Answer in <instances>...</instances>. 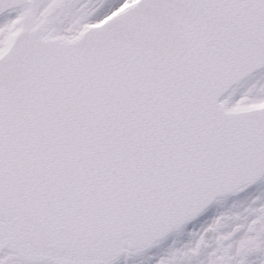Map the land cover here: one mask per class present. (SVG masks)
Returning a JSON list of instances; mask_svg holds the SVG:
<instances>
[{
	"label": "snow or ice",
	"instance_id": "obj_1",
	"mask_svg": "<svg viewBox=\"0 0 264 264\" xmlns=\"http://www.w3.org/2000/svg\"><path fill=\"white\" fill-rule=\"evenodd\" d=\"M264 264V0H0V264Z\"/></svg>",
	"mask_w": 264,
	"mask_h": 264
},
{
	"label": "flooded vegetation",
	"instance_id": "obj_2",
	"mask_svg": "<svg viewBox=\"0 0 264 264\" xmlns=\"http://www.w3.org/2000/svg\"><path fill=\"white\" fill-rule=\"evenodd\" d=\"M129 264H131V261L129 262Z\"/></svg>",
	"mask_w": 264,
	"mask_h": 264
}]
</instances>
